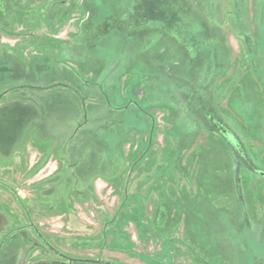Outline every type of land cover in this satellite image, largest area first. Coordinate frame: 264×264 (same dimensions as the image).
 <instances>
[{"label": "rangeland", "instance_id": "obj_1", "mask_svg": "<svg viewBox=\"0 0 264 264\" xmlns=\"http://www.w3.org/2000/svg\"><path fill=\"white\" fill-rule=\"evenodd\" d=\"M110 262L264 264V0H0V264Z\"/></svg>", "mask_w": 264, "mask_h": 264}, {"label": "crops", "instance_id": "obj_2", "mask_svg": "<svg viewBox=\"0 0 264 264\" xmlns=\"http://www.w3.org/2000/svg\"><path fill=\"white\" fill-rule=\"evenodd\" d=\"M118 49V48H117ZM31 62H32V60H31ZM33 62H35V61H33ZM20 66V65H19ZM21 68H22V70L24 71V73H25V75H27V72H28V74H30V67H31V63H30V66L29 67H27L26 66V64H25V66H20ZM31 75V74H30ZM31 77H32V75H31ZM35 77V76H34ZM35 79V78H34ZM34 82H35V80H34ZM22 93V92H21ZM23 94V93H22ZM29 94H32L31 92L29 93ZM32 98H33V96H31V97H26L25 96V99H24V101L25 102H27V103H30L31 102V100H32ZM252 142H253V144H255L256 145V143L255 142H258V141H256V140H252ZM258 145V144H257ZM260 146H261V143H260ZM261 152V151H260ZM260 155L262 156V153H260ZM55 170L57 171L58 169H57V166H56V163H55ZM53 171H54V169H53ZM55 171V172H56ZM53 173V172H52ZM246 174H248V175H250V177H253L251 180H250V182H252L250 185H249V187H250V191L252 192V195H254V198H255V205H256V207H257V215L256 216H259V214L261 213V211H262V200H257V198L258 197H256V193H255V190H256V187H255V184H258V183H261L262 181L260 180L259 181V179H257L258 177H255V175H254V172L252 171H248V173H246ZM259 181V182H258ZM252 219H253V221H257V222H259L260 221V219H259V217H255L254 215L252 216ZM262 233H263V231H262Z\"/></svg>", "mask_w": 264, "mask_h": 264}, {"label": "trees", "instance_id": "obj_3", "mask_svg": "<svg viewBox=\"0 0 264 264\" xmlns=\"http://www.w3.org/2000/svg\"><path fill=\"white\" fill-rule=\"evenodd\" d=\"M55 237H56V236H55ZM56 238H61V237H56ZM58 240H59V239H58ZM52 245H53V244H52ZM52 245H50V244H48V243L46 244L47 250H50V253L53 252V248H54L53 246H55V245H53V246H52ZM71 245H72L73 247H77V246H75L74 243H72ZM55 254H56V257H59L58 255H60L59 251H56ZM77 262H78V260H77ZM80 262L83 263V261H80ZM104 264H114V263H111V262H110V263H104ZM116 264H118V263H116Z\"/></svg>", "mask_w": 264, "mask_h": 264}]
</instances>
